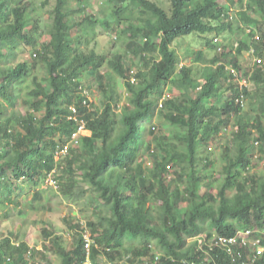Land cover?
<instances>
[{"label":"trees","instance_id":"1","mask_svg":"<svg viewBox=\"0 0 264 264\" xmlns=\"http://www.w3.org/2000/svg\"><path fill=\"white\" fill-rule=\"evenodd\" d=\"M165 1L54 0L42 25L41 15L32 17V0H0V205L21 207L18 180L29 183L24 201L42 203L35 187L56 169L62 196L78 200L87 192L83 200L96 220L64 219L76 238L71 249L61 235L42 230L62 264H101L110 255L121 264H252L255 245L238 256L212 241L249 231L244 237L264 245V67L255 62L245 70L242 88L225 69L228 63L239 72L237 56L251 48L250 57L264 64V0ZM95 4L101 19L85 13ZM87 21L113 33L118 52L107 57L90 48ZM209 33L211 58L206 50L185 47L180 55L173 47L180 37ZM229 33L249 42L234 47ZM16 50L35 58L16 60ZM190 54L200 65L178 68ZM88 76L102 94L100 106L83 103ZM238 93L249 109L235 102ZM220 95H227L224 103L208 109L203 99ZM80 120L90 133L72 140ZM229 128L231 142L221 136ZM209 142L219 145L217 178L207 172L217 158L207 154ZM9 234H0V264H27L25 252L48 261ZM253 264H264V254Z\"/></svg>","mask_w":264,"mask_h":264},{"label":"rangeland","instance_id":"2","mask_svg":"<svg viewBox=\"0 0 264 264\" xmlns=\"http://www.w3.org/2000/svg\"><path fill=\"white\" fill-rule=\"evenodd\" d=\"M25 2H28L29 0H24ZM34 4L37 6L36 10L32 13V17H37L41 15V24L44 25V23H47L50 21V19L47 17V13L51 12L53 6H54V0H48L47 3L45 0H32ZM165 4V0H163ZM43 3V4H42ZM77 4H73L72 8H77ZM233 9L230 10L232 12ZM85 13L87 14H95L97 18L101 19L103 18V15L101 13V8L97 4H95L93 7H87L85 9ZM79 16V15H78ZM75 21V19H72V22ZM86 27L90 29L89 31V47L94 48L95 51L99 54H104L107 57H110L115 52H118V49H120V43H114V34L104 31L103 28L98 24L94 23L91 24L90 22L85 23ZM94 30V31H92ZM78 34H80L78 31H76ZM112 35V36H111ZM229 39L232 41L233 45L236 46L238 41L242 39V41H245L246 43L249 42V39L247 36L243 34H237V33H229L227 35ZM214 37V34H204V35H198V34H192L190 36H187L185 38L180 37L178 41H175L173 44V47L175 45V48L179 50L180 55H184L185 53V47H188L192 49L193 51L196 50H203L208 53V55L204 58H211L213 57L214 53L213 51L207 50L206 45L204 44V38L211 39ZM48 38L47 35H43L39 37V42H44ZM183 39V40H181ZM116 44V45H115ZM179 44V45H177ZM82 46V45H81ZM232 48V45H228L226 47L227 51H234L230 50ZM16 60H23L25 57H32L35 58L33 54H27L26 52L16 50ZM184 59H181L182 63L185 65L190 64H199L198 60L194 61V54H190L187 56H183ZM264 58V57H263ZM237 60L241 63L242 69L241 74L244 75L245 70H249V73L253 70L254 64L253 60L250 57V54L247 53V51H243L241 54L237 56ZM127 63L131 62V54L128 53V60L126 59ZM135 61V60H134ZM136 64L137 61H135ZM200 65V64H199ZM202 65V64H201ZM36 73H43V68L37 63L36 65ZM27 80V79H26ZM86 84L88 85L86 88H84L86 98L89 103H93L96 105H101L102 101V94L98 90L95 84V78L88 76L86 78ZM179 89L176 88L174 94H178ZM226 95H220L215 100L211 99H203V102L205 103L206 107L208 109H211L215 111L218 106L222 105L226 99ZM123 107V101H120L119 107L116 110L117 112H120V109ZM18 110L21 112L26 109V106L24 104L17 105ZM9 109V107H8ZM249 109V107L246 105L244 110ZM252 113V112H251ZM264 122V118L262 119ZM231 128H229L224 134H222V140H226L228 142H231L232 135ZM253 133H255V130H252ZM84 134H89L88 131H84ZM208 150L206 151L207 154H213L215 157H217L214 161V165L212 168H209L208 173L212 174V177H219L218 170L219 166L221 164V159L215 154L216 151L219 149V145L217 143H211L208 144ZM258 156V154H257ZM59 156H56L55 158H58ZM252 163H255V160L252 161ZM257 170L262 169V166H256ZM57 169L55 171H51L46 175V179L42 182H40L35 189H40L42 192L43 202H32L33 207L32 208L29 205V202L23 200V194L26 193L30 188L29 183L27 181L18 180V182L22 185L24 188L23 193L19 199H22V205L21 207L15 206V205H0V234L2 236L10 235V232H16L17 238L13 240V242L19 243V242H26L29 247H32L36 250H39L40 252L44 253V255L47 258L48 264H62L60 257L57 253H55L52 241L49 238H46L42 230H49L56 234L61 235V245L64 246L66 250H69L72 248L73 244L76 242L75 235L73 233V230H70L67 226V224L64 222V219L66 217L69 218V220L72 221H78L79 223H86L88 221H94L96 220V214L95 211L93 212V205H87L83 199L87 197V192L85 195H83L78 200H68L64 196H62L58 188H56V184L54 183L53 174H57ZM171 177V176H169ZM14 184H17V181H14ZM206 185H203L201 187V191L205 189ZM17 190H15V194H17ZM84 240H88L90 242V236L89 232L83 234ZM194 238H187L188 241H192ZM131 245L127 244L126 247H129ZM27 256L28 259L27 264H34L35 262H38L39 264H47L45 259L42 257L41 254H36L33 257H28V253L25 252L24 254ZM102 259H100L101 264H121V259H117L113 257V255H110L109 257L101 256Z\"/></svg>","mask_w":264,"mask_h":264},{"label":"clouds","instance_id":"3","mask_svg":"<svg viewBox=\"0 0 264 264\" xmlns=\"http://www.w3.org/2000/svg\"><path fill=\"white\" fill-rule=\"evenodd\" d=\"M247 31H250V29H248ZM258 37H259V34L258 33H255V36H254V38L255 39H258ZM236 46H238V43H237V45ZM236 46H234V47H236ZM178 49V48H177ZM178 52H179V50H177ZM250 52H253V48H251L249 51H247V53H249L250 54ZM179 54H180V52H179ZM182 59H184V58H182ZM263 59L262 58H259V57H255V59L253 60V64H255V62L256 63H258V64H262L263 65V67H264V64L262 63L263 61H262ZM183 65H185V64H183L182 63V61H181V59H180V61L178 62V68L179 67H181V66H183ZM225 69H226V71L228 72V73H232V74H234L235 76H234V78L235 77H237V81H238V86H239V88H242V86H244V85H247V79L244 77V75H242L241 74V69L239 70V72L237 71V72H234V68L231 66V65H229L228 63L226 64V66H225ZM238 75H239V77H240V79H239V77H238ZM234 78H231L230 76L227 78V82H229V81H231V80H233ZM132 81H133V79H132ZM85 89H82V94L83 95H85ZM239 94V93H238ZM226 97H227V95H226ZM206 99H209V98H206ZM227 99V98H226ZM225 99V100H226ZM235 102L237 103V104H239L242 108H244L245 107V102H246V100H245V98H244V96L243 95H238L236 98H235ZM83 103L84 104H89V102H88V100H87V98L86 99H84V101H83ZM72 110H73V113H75L76 112V108L75 107H73L72 108ZM75 116V115H74ZM74 119L76 118V117H73ZM81 121V120H80ZM84 123V122H83ZM84 130L85 131H88L87 129H85V123H84ZM89 132V131H88ZM90 133V132H89ZM84 134V133H83ZM81 135V134H80ZM88 135V134H87ZM78 138V137H77ZM219 236H216V239H214L213 241H212V244H215V241L217 240V238H218ZM250 244H252L251 242H250ZM254 245V244H253ZM257 245H260V244H258L257 243ZM215 246H218V245H216L215 244ZM219 246H223V245H219ZM246 246L247 245H241V246H239V245H229V246H223V247H226V250H227V252H228V254H233V253H236V254H238V256H240L239 255V252L242 250V249H244V250H246ZM260 246H264V245H260ZM246 252V251H245ZM248 254H250L249 252H248ZM254 254H256V245H255V253H253V255ZM264 254V253H263ZM250 255H252V254H250ZM252 255V256H253ZM262 255V254H261ZM259 255H257V257H258ZM256 257V258H257ZM255 258V259H256ZM87 261L88 262H90V260L89 259H87ZM242 264H245V263H242Z\"/></svg>","mask_w":264,"mask_h":264},{"label":"built area","instance_id":"4","mask_svg":"<svg viewBox=\"0 0 264 264\" xmlns=\"http://www.w3.org/2000/svg\"><path fill=\"white\" fill-rule=\"evenodd\" d=\"M77 125H76V129L73 131L72 133V140H76L77 137L80 135V134H83L84 133V123L82 121H77L76 122ZM67 148L65 147L62 152H65ZM249 234V231H246L245 234H242L240 231H238V233L236 234V236H233V237H223V236H220L217 238V240L215 241V244L216 245H223V246H229V245H249L250 242L254 245H256V254H254L252 256V261L251 263L253 264V260L257 257V255H261L264 253V246H260V245H257L258 243V240H252V239H249V238H246L244 237V235H248ZM87 244H86V247H88V240H86ZM249 261V259H248ZM84 264H92L91 262H88L86 261Z\"/></svg>","mask_w":264,"mask_h":264},{"label":"bare ground","instance_id":"5","mask_svg":"<svg viewBox=\"0 0 264 264\" xmlns=\"http://www.w3.org/2000/svg\"><path fill=\"white\" fill-rule=\"evenodd\" d=\"M220 237V236H219ZM224 237V236H223Z\"/></svg>","mask_w":264,"mask_h":264}]
</instances>
